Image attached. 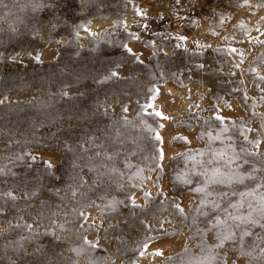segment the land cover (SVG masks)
Here are the masks:
<instances>
[{"label": "rangeland", "instance_id": "374dc122", "mask_svg": "<svg viewBox=\"0 0 264 264\" xmlns=\"http://www.w3.org/2000/svg\"><path fill=\"white\" fill-rule=\"evenodd\" d=\"M0 264H264V0H0Z\"/></svg>", "mask_w": 264, "mask_h": 264}]
</instances>
